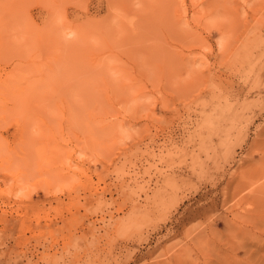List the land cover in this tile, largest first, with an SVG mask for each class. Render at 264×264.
Here are the masks:
<instances>
[{"label": "rangeland", "instance_id": "1", "mask_svg": "<svg viewBox=\"0 0 264 264\" xmlns=\"http://www.w3.org/2000/svg\"><path fill=\"white\" fill-rule=\"evenodd\" d=\"M263 183L264 0H0V264H264Z\"/></svg>", "mask_w": 264, "mask_h": 264}, {"label": "bare ground", "instance_id": "2", "mask_svg": "<svg viewBox=\"0 0 264 264\" xmlns=\"http://www.w3.org/2000/svg\"><path fill=\"white\" fill-rule=\"evenodd\" d=\"M95 64H96V63H95ZM24 91H25V90H24ZM29 92H30V91H29ZM23 93H24V92H23ZM19 100H20V99H19ZM24 100H25V98H24ZM25 101H26V100H25ZM21 102L23 103V101H21ZM28 102H29V101H28ZM22 103H21V104H22ZM25 104H26V103H25ZM23 105H24V104H23ZM26 105H28V104H26ZM20 106H21V105H20ZM28 106H29V105H28ZM24 108H25V107H24ZM26 108H27V106H26ZM26 108H25V109H26ZM22 109H23V108H22ZM261 176H262V175H261ZM257 178H258V177H257ZM263 184H264V183H263ZM250 185H251V184H250ZM238 218H239V217H238Z\"/></svg>", "mask_w": 264, "mask_h": 264}]
</instances>
